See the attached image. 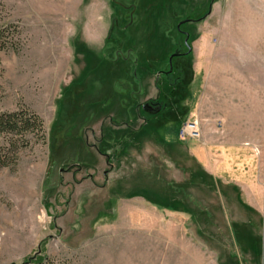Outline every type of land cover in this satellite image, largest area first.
I'll return each instance as SVG.
<instances>
[{
	"label": "rangeland",
	"instance_id": "obj_1",
	"mask_svg": "<svg viewBox=\"0 0 264 264\" xmlns=\"http://www.w3.org/2000/svg\"><path fill=\"white\" fill-rule=\"evenodd\" d=\"M8 24L20 33L0 53V111L35 112L45 140L27 134L15 164L0 168V264L36 253L70 264H146L143 253L184 262L196 220L205 258L264 264L263 102L241 119L200 112L194 83V65L214 50L212 71L234 69L263 98L264 0H0V25ZM180 51L187 55L173 59L167 81L161 72ZM185 122H195L194 138L179 137ZM7 138L0 134V147ZM222 144L249 148L252 169L244 180L223 173L219 196L207 182L210 212L200 219L194 181L211 180L202 163L221 158L206 151ZM137 197L175 214L138 219L129 210ZM170 222L183 246L177 257L162 234Z\"/></svg>",
	"mask_w": 264,
	"mask_h": 264
},
{
	"label": "crops",
	"instance_id": "obj_2",
	"mask_svg": "<svg viewBox=\"0 0 264 264\" xmlns=\"http://www.w3.org/2000/svg\"><path fill=\"white\" fill-rule=\"evenodd\" d=\"M219 46V42H218ZM219 52V50H218ZM217 52V54H218ZM212 56L208 57V54L203 53V57L200 56L201 61L196 62L197 64L194 65V83L198 85V81L200 79V82L202 83V100L198 103L197 108H199L200 112H203L202 106H205V109H210V111L213 114L220 115L227 113V114H234L236 117H242V115L245 112L244 107L257 104L260 107L262 106V102L264 105V94L263 98L261 96V90L262 88L259 87V85H256L255 87H252V85H244L242 84L236 76V71L233 69L232 74L233 76H230L228 69H223L225 66L218 65L216 71L213 70V66L209 65V58L215 59L214 50L213 53H210ZM225 58H228L225 54H223ZM220 56V52L219 55ZM235 57V56H234ZM233 57V58H234ZM212 62V61H211ZM214 63V62H213ZM228 68L230 65L235 67L236 61L234 64L231 62H228ZM222 65V64H221ZM224 65H227V62L224 63ZM222 70V71H221ZM229 74V75H228ZM200 83V84H201ZM239 84V85H238ZM254 90V92H253ZM264 90V88H263ZM210 106V107H208ZM231 106V107H230ZM227 107L229 109L227 110ZM259 110V111H260ZM261 112V111H260ZM256 121H261V115H256L255 117ZM260 135V134H259ZM237 136L243 137V134H239ZM250 149L240 146V145H232V144H222L220 146H213V149H209L206 151L207 154H217L221 155V158L219 157L215 162H207L206 167L205 164L202 163V169H210L212 170L211 173V180L207 181L203 177L197 178L195 182L196 190L201 197V207L197 208L196 217L203 219L206 216V212H210V210H206L204 208V191L207 192L208 190V183L212 182L213 188L212 194L215 196H219V183L220 182H229L226 177H223V173L226 175H231L234 177L239 178V180H244L247 178L248 174L242 173V171L245 170V168L248 167V169H252L251 166V156H250ZM204 153L200 152V156L204 158ZM219 163V164H218ZM211 166V167H210ZM81 180L78 184H81ZM236 182V181H233ZM241 181H237V184H240ZM245 185V183H243ZM215 188V190H214ZM217 192V193H216ZM140 197H137L135 202L130 206L129 210L133 213V216L135 215L136 218L141 217H165V214H175V210L168 208L164 209V213H162L161 210L158 209V207L154 204H151L150 207H147L144 204H141ZM136 201H138L136 203ZM157 201V200H155ZM128 210V209H127ZM214 212V209H212ZM184 214H186L187 210H182ZM211 217H214V213L211 214ZM123 227V223H121ZM203 220H196V226H195V238L191 239L189 243L186 244V249H184L185 253V259L184 262L174 260L171 264H220L218 257L216 258H205V247H204V230H203ZM143 225L152 226L151 222H146ZM129 226L132 229H137L138 231H142L139 227L141 226V221H137V224L130 221ZM172 222L168 223V225L164 226V229L162 230V234L164 236V242L170 243L169 247L173 249L174 251V257L179 256V250H183V246L181 247L179 245L180 242V234L177 235L175 231H172ZM167 246V245H165ZM167 246V248H169ZM142 258L145 260L146 264H168L165 259H160V261H149L148 253L141 254ZM161 256V255H160ZM160 258V257H159ZM162 258V257H161Z\"/></svg>",
	"mask_w": 264,
	"mask_h": 264
},
{
	"label": "trees",
	"instance_id": "obj_3",
	"mask_svg": "<svg viewBox=\"0 0 264 264\" xmlns=\"http://www.w3.org/2000/svg\"><path fill=\"white\" fill-rule=\"evenodd\" d=\"M19 33V28L15 25H0V53L15 48ZM0 134L8 137V140H5L0 147V168L15 164L18 149L28 145L27 134H32L36 141L45 140L42 118L27 109L0 111ZM23 264H70V262L36 253Z\"/></svg>",
	"mask_w": 264,
	"mask_h": 264
},
{
	"label": "flooded vegetation",
	"instance_id": "obj_4",
	"mask_svg": "<svg viewBox=\"0 0 264 264\" xmlns=\"http://www.w3.org/2000/svg\"><path fill=\"white\" fill-rule=\"evenodd\" d=\"M187 47H188V45H186V51H187ZM188 51H189V48H188ZM185 55H187V54L184 51H180V52L173 53L169 56V58H168V69H167V71L161 72V75L165 76L167 78V81H170L173 73L175 74V71L173 70V59L176 57H183ZM178 76L180 78L179 81L184 80L186 78L185 69H181L178 73ZM178 82L176 81V83H178Z\"/></svg>",
	"mask_w": 264,
	"mask_h": 264
},
{
	"label": "built area",
	"instance_id": "obj_5",
	"mask_svg": "<svg viewBox=\"0 0 264 264\" xmlns=\"http://www.w3.org/2000/svg\"><path fill=\"white\" fill-rule=\"evenodd\" d=\"M198 130L196 129L195 122L189 124L187 122L183 123L181 127L179 128L178 134L179 137H188V138H194L195 135H197Z\"/></svg>",
	"mask_w": 264,
	"mask_h": 264
}]
</instances>
